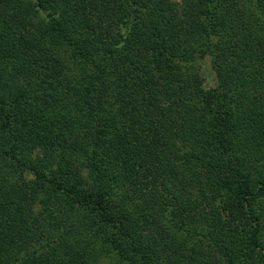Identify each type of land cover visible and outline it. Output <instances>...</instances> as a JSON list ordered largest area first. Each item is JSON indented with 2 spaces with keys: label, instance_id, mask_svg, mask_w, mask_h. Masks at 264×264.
<instances>
[{
  "label": "trees",
  "instance_id": "16d2710c",
  "mask_svg": "<svg viewBox=\"0 0 264 264\" xmlns=\"http://www.w3.org/2000/svg\"><path fill=\"white\" fill-rule=\"evenodd\" d=\"M0 264H264V0H0Z\"/></svg>",
  "mask_w": 264,
  "mask_h": 264
},
{
  "label": "rangeland",
  "instance_id": "374dc122",
  "mask_svg": "<svg viewBox=\"0 0 264 264\" xmlns=\"http://www.w3.org/2000/svg\"><path fill=\"white\" fill-rule=\"evenodd\" d=\"M204 70H205V74L207 76L206 77V86L209 88V87H211V86H213L215 84V77H214L213 74H211L210 69H208L207 67H205ZM26 178L31 179L32 177L31 176H27L25 174V177H19V178L17 177V181L21 180V182H23V180L26 179ZM101 236H103V233H101Z\"/></svg>",
  "mask_w": 264,
  "mask_h": 264
}]
</instances>
